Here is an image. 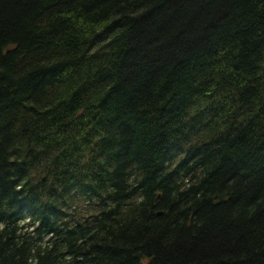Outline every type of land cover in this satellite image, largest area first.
<instances>
[{
	"label": "trees",
	"instance_id": "trees-1",
	"mask_svg": "<svg viewBox=\"0 0 264 264\" xmlns=\"http://www.w3.org/2000/svg\"><path fill=\"white\" fill-rule=\"evenodd\" d=\"M0 264H264V0H0Z\"/></svg>",
	"mask_w": 264,
	"mask_h": 264
}]
</instances>
